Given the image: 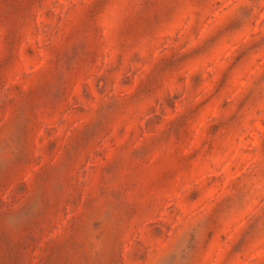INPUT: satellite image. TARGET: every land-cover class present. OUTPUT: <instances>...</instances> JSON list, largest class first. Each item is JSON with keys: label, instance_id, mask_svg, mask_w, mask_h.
<instances>
[{"label": "rangeland", "instance_id": "1", "mask_svg": "<svg viewBox=\"0 0 264 264\" xmlns=\"http://www.w3.org/2000/svg\"><path fill=\"white\" fill-rule=\"evenodd\" d=\"M0 264H264V0H0Z\"/></svg>", "mask_w": 264, "mask_h": 264}]
</instances>
